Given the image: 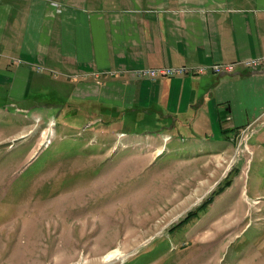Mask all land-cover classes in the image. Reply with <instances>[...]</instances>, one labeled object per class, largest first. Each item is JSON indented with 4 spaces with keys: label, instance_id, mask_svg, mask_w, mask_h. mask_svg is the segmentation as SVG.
<instances>
[{
    "label": "rangeland",
    "instance_id": "rangeland-1",
    "mask_svg": "<svg viewBox=\"0 0 264 264\" xmlns=\"http://www.w3.org/2000/svg\"><path fill=\"white\" fill-rule=\"evenodd\" d=\"M65 111L0 91V264H264L263 134Z\"/></svg>",
    "mask_w": 264,
    "mask_h": 264
},
{
    "label": "crops",
    "instance_id": "crops-1",
    "mask_svg": "<svg viewBox=\"0 0 264 264\" xmlns=\"http://www.w3.org/2000/svg\"><path fill=\"white\" fill-rule=\"evenodd\" d=\"M163 66L189 70L137 73ZM3 90L89 120L236 137L252 123L264 136V0H0Z\"/></svg>",
    "mask_w": 264,
    "mask_h": 264
},
{
    "label": "built area",
    "instance_id": "built-area-1",
    "mask_svg": "<svg viewBox=\"0 0 264 264\" xmlns=\"http://www.w3.org/2000/svg\"><path fill=\"white\" fill-rule=\"evenodd\" d=\"M249 64L258 65L259 60L258 59L251 60ZM208 68H209L208 66H200V67H197L196 70L202 72V71L207 70ZM210 68L215 72H221V71L231 72L234 70L235 64L234 63L214 64V65H211ZM188 70H189V67L187 66H163V67H147V68L137 69V73L140 76H146L152 79H157L163 76H170V75H174L178 73H184V72H187ZM255 129L256 128L252 123L245 126V128L241 131V133L237 137V142L239 141L238 143L239 146H242V142L245 139V142L243 143L244 149L250 148L248 145V140L251 137V135L255 132Z\"/></svg>",
    "mask_w": 264,
    "mask_h": 264
},
{
    "label": "bare ground",
    "instance_id": "bare-ground-1",
    "mask_svg": "<svg viewBox=\"0 0 264 264\" xmlns=\"http://www.w3.org/2000/svg\"><path fill=\"white\" fill-rule=\"evenodd\" d=\"M121 255H122V251L119 248H116L110 251L108 254H106L105 259L112 260L113 258H118Z\"/></svg>",
    "mask_w": 264,
    "mask_h": 264
},
{
    "label": "trees",
    "instance_id": "trees-1",
    "mask_svg": "<svg viewBox=\"0 0 264 264\" xmlns=\"http://www.w3.org/2000/svg\"><path fill=\"white\" fill-rule=\"evenodd\" d=\"M187 217H189V216H187Z\"/></svg>",
    "mask_w": 264,
    "mask_h": 264
}]
</instances>
